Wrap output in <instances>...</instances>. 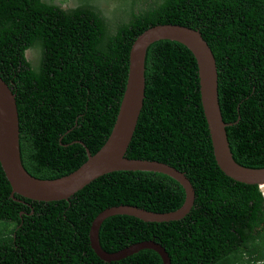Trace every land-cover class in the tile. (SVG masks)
<instances>
[{"label":"trees","instance_id":"trees-1","mask_svg":"<svg viewBox=\"0 0 264 264\" xmlns=\"http://www.w3.org/2000/svg\"><path fill=\"white\" fill-rule=\"evenodd\" d=\"M0 0V77L15 95L20 156L34 178L67 176L106 142L125 90L134 40L155 25L198 30L217 67L218 101L234 160L264 168V0ZM145 4L144 9L136 6ZM39 51L38 64L26 58ZM143 106L129 159L165 163L195 192L178 221L105 219L101 248L114 253L153 241L170 264H262L264 197L258 185L227 177L216 164L199 91L198 67L182 44L160 40L145 57ZM0 166V264H162L150 249L104 262L90 247L92 221L119 205L154 213L179 209L181 185L164 174L116 171L68 200L14 194ZM264 264V263H263Z\"/></svg>","mask_w":264,"mask_h":264},{"label":"water","instance_id":"water-1","mask_svg":"<svg viewBox=\"0 0 264 264\" xmlns=\"http://www.w3.org/2000/svg\"><path fill=\"white\" fill-rule=\"evenodd\" d=\"M169 40L184 45L194 56L198 67L201 104L217 166L227 177L246 185H264V168L252 169L239 165L233 158L218 101L217 67L214 55L198 30L181 25H155L141 33L133 42L128 60L125 90L112 131L104 145L94 154L87 151V161L71 174L40 180L23 167L20 156L18 112L15 95L0 77V166L14 194L38 202L68 200L93 180L116 171H144L164 174L178 182L185 192L183 205L173 212L154 213L135 206L119 205L100 212L92 221L89 243L93 252L104 262L119 261L140 250L156 252L162 264H170L165 248L153 241L130 245L108 253L99 244L102 222L111 216L126 215L144 222H170L184 218L191 210L195 192L184 173L157 161L129 159L125 156L143 106L145 88V57L154 42Z\"/></svg>","mask_w":264,"mask_h":264},{"label":"rangeland","instance_id":"rangeland-1","mask_svg":"<svg viewBox=\"0 0 264 264\" xmlns=\"http://www.w3.org/2000/svg\"><path fill=\"white\" fill-rule=\"evenodd\" d=\"M48 2L50 3H53V4H56V5H59L62 9H67V8H72L74 6H76V1L75 0H47ZM109 4H106V2L103 0L100 1L99 5H101L104 10H105V13H106V17L108 19H110L112 16H111V11L113 10V3L108 1ZM146 7L145 4H139L138 6H136V10L138 9H144ZM26 58L27 60L33 65V66H36L38 64V58H39V51L35 48L33 49H29L27 52H26ZM260 188V187H259ZM261 192L264 193V188H260ZM264 263V261L262 262V264Z\"/></svg>","mask_w":264,"mask_h":264},{"label":"clouds","instance_id":"clouds-1","mask_svg":"<svg viewBox=\"0 0 264 264\" xmlns=\"http://www.w3.org/2000/svg\"><path fill=\"white\" fill-rule=\"evenodd\" d=\"M260 186H262V185H258V187H260ZM259 190H260V188H259ZM260 192H261V190H260ZM261 194H262V196H263V194H264V193H263V192H261ZM263 197H264V196H263Z\"/></svg>","mask_w":264,"mask_h":264},{"label":"bare ground","instance_id":"bare-ground-1","mask_svg":"<svg viewBox=\"0 0 264 264\" xmlns=\"http://www.w3.org/2000/svg\"><path fill=\"white\" fill-rule=\"evenodd\" d=\"M260 188H264V185L260 186Z\"/></svg>","mask_w":264,"mask_h":264},{"label":"built area","instance_id":"built-area-1","mask_svg":"<svg viewBox=\"0 0 264 264\" xmlns=\"http://www.w3.org/2000/svg\"><path fill=\"white\" fill-rule=\"evenodd\" d=\"M263 196H264V194H263Z\"/></svg>","mask_w":264,"mask_h":264},{"label":"flooded vegetation","instance_id":"flooded-vegetation-1","mask_svg":"<svg viewBox=\"0 0 264 264\" xmlns=\"http://www.w3.org/2000/svg\"><path fill=\"white\" fill-rule=\"evenodd\" d=\"M73 8V7H72Z\"/></svg>","mask_w":264,"mask_h":264}]
</instances>
